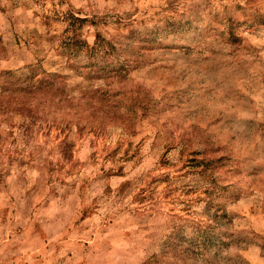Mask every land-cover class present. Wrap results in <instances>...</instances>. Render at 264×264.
Returning a JSON list of instances; mask_svg holds the SVG:
<instances>
[{"label":"rangeland","instance_id":"obj_1","mask_svg":"<svg viewBox=\"0 0 264 264\" xmlns=\"http://www.w3.org/2000/svg\"><path fill=\"white\" fill-rule=\"evenodd\" d=\"M0 264H264V0H0Z\"/></svg>","mask_w":264,"mask_h":264}]
</instances>
